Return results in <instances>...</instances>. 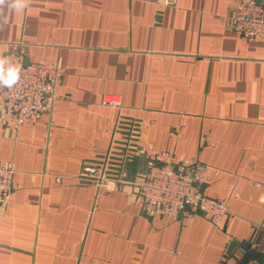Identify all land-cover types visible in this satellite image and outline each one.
Returning a JSON list of instances; mask_svg holds the SVG:
<instances>
[{
	"label": "crops",
	"instance_id": "1",
	"mask_svg": "<svg viewBox=\"0 0 264 264\" xmlns=\"http://www.w3.org/2000/svg\"><path fill=\"white\" fill-rule=\"evenodd\" d=\"M246 1L0 8L2 55L22 41L26 63L62 65L49 112L18 130L0 114V165L16 170L0 264H264V38L228 26ZM163 150L208 165L204 193L228 203L219 227L136 203ZM106 157L100 182L87 169Z\"/></svg>",
	"mask_w": 264,
	"mask_h": 264
},
{
	"label": "built area",
	"instance_id": "2",
	"mask_svg": "<svg viewBox=\"0 0 264 264\" xmlns=\"http://www.w3.org/2000/svg\"><path fill=\"white\" fill-rule=\"evenodd\" d=\"M157 2L158 0H148ZM229 28L246 39L264 38V3L248 0L234 8L228 17ZM0 59L20 66L17 82L11 87H0V114L11 119V129L18 130L25 122L35 121L49 112L55 101L62 65L56 62L26 63L23 42H14ZM109 104L117 100H106ZM109 160L87 170L104 182L108 176ZM13 162L0 165V205L7 203L15 174ZM208 178L204 162L178 159L168 150L149 156L142 179L137 184L135 201L148 215L180 216L184 211L201 214L219 227L228 213V203L211 198L203 191Z\"/></svg>",
	"mask_w": 264,
	"mask_h": 264
},
{
	"label": "clouds",
	"instance_id": "3",
	"mask_svg": "<svg viewBox=\"0 0 264 264\" xmlns=\"http://www.w3.org/2000/svg\"><path fill=\"white\" fill-rule=\"evenodd\" d=\"M9 7L13 10H23L27 0H0V8ZM20 66L12 65L6 59H0V87L11 88L18 80Z\"/></svg>",
	"mask_w": 264,
	"mask_h": 264
},
{
	"label": "rangeland",
	"instance_id": "4",
	"mask_svg": "<svg viewBox=\"0 0 264 264\" xmlns=\"http://www.w3.org/2000/svg\"><path fill=\"white\" fill-rule=\"evenodd\" d=\"M22 42V41H21Z\"/></svg>",
	"mask_w": 264,
	"mask_h": 264
}]
</instances>
